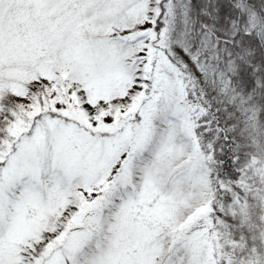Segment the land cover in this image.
Wrapping results in <instances>:
<instances>
[{
    "label": "snow or ice",
    "instance_id": "1",
    "mask_svg": "<svg viewBox=\"0 0 264 264\" xmlns=\"http://www.w3.org/2000/svg\"><path fill=\"white\" fill-rule=\"evenodd\" d=\"M0 264H264V0H0Z\"/></svg>",
    "mask_w": 264,
    "mask_h": 264
}]
</instances>
